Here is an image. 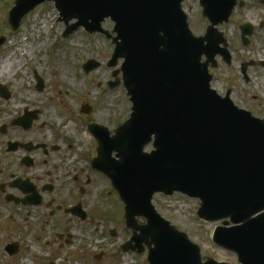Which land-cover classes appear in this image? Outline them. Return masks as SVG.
<instances>
[{
  "label": "water",
  "instance_id": "obj_1",
  "mask_svg": "<svg viewBox=\"0 0 264 264\" xmlns=\"http://www.w3.org/2000/svg\"><path fill=\"white\" fill-rule=\"evenodd\" d=\"M44 1L54 3L64 36L83 27L111 37L101 23L114 22L108 65L123 59L131 114L113 136L89 128L98 144L92 167L110 179L133 230L126 245L134 243L138 252L146 246L149 264H230L202 261L199 247L151 204L154 193L180 192L200 200V219L232 224L215 228L216 245L234 252L239 264H264V119L238 110L209 86L208 63L219 43L226 45L215 26L227 21L235 0H201L211 25L200 37L188 28L182 0H16L8 17L12 29ZM97 66L89 60L84 69ZM30 122L18 123L26 128ZM149 143L153 150L144 152Z\"/></svg>",
  "mask_w": 264,
  "mask_h": 264
},
{
  "label": "rangeland",
  "instance_id": "obj_2",
  "mask_svg": "<svg viewBox=\"0 0 264 264\" xmlns=\"http://www.w3.org/2000/svg\"><path fill=\"white\" fill-rule=\"evenodd\" d=\"M245 1V6L238 9L233 21L220 27L230 42L233 56L228 74L235 73V78H238L239 64L253 61L248 72L250 81L245 89L259 95L264 105V27H258L259 21H264V5L261 6L260 0ZM13 2L0 0V37H4L0 46V84L9 93L8 99L0 97V126L7 125V130L0 132V174L6 175L0 181L38 175L40 179H33V182L41 187L47 183L46 174L51 171L55 188L52 194H41L42 205L37 208H25L21 204L16 207L13 203L14 208L7 204L4 207L1 200L0 264H148L146 253L137 255L120 250L119 245L129 235L120 217L121 202L109 180L91 170L87 164L96 156V142L89 134V125L96 121L113 132L130 112V102L121 83L114 88L108 84L115 80L112 73L119 69L121 63L118 61L114 68L106 66L113 49L111 41L102 34L90 35L83 29L63 37L64 25L57 22L58 13L50 2L40 4L29 12L13 32L7 22ZM183 9L188 15L192 32L196 35L202 33L206 23L200 15L198 0H184ZM242 20L253 21L256 25L247 47L242 46L238 36L237 23ZM102 27L111 31L112 23L107 20ZM90 58L100 66L85 73L82 65ZM221 68L216 72L224 77L225 69ZM35 74L43 80L41 91L35 87ZM116 77L120 79L121 74ZM237 84L241 85L240 81ZM84 104L92 107L90 113H80ZM25 110H37L31 127L24 131L21 127L11 126V120ZM63 114L70 118L71 125L67 121L58 124L56 115L63 117ZM16 138L43 141L54 144L57 149L48 155L31 153L36 163L27 168L19 162L24 151H6V141ZM43 157L46 163L41 162ZM10 171L13 174L11 178ZM74 176L78 178L76 182L73 181ZM84 177L85 180L90 179L87 185L84 184L88 219L67 221L68 217L58 213L50 217L49 212L55 204L47 207L45 203L51 195L57 197L56 203L70 204L65 201L67 195L75 193L79 196L76 189L82 186ZM12 192L23 196L17 190ZM153 204L165 219L199 245L203 259L211 257L236 263L233 253L216 246L211 240L213 229L221 223L197 218V200L181 194L170 197L158 194L154 196ZM22 211L27 213L25 221ZM109 214L116 220H105ZM52 218L58 219L59 227H55ZM112 229L116 233L114 237L110 235ZM67 230L72 240L60 247L56 233ZM13 242H19L20 247L15 255L9 256L4 250ZM97 254H101L100 260L95 258ZM124 258H129L126 263Z\"/></svg>",
  "mask_w": 264,
  "mask_h": 264
},
{
  "label": "flooded vegetation",
  "instance_id": "obj_3",
  "mask_svg": "<svg viewBox=\"0 0 264 264\" xmlns=\"http://www.w3.org/2000/svg\"><path fill=\"white\" fill-rule=\"evenodd\" d=\"M237 12H238V9L233 12V15L231 16L232 21H233L234 16ZM245 22H247V20H242V21H239L237 23L239 35L241 32V27ZM259 26L264 27V21H260ZM231 65H232L231 63L226 64L221 58H218V66L215 69V71L212 72V79H211L212 88L215 91H217V93H219V95H221L223 97H227L228 99H230L239 108L250 111L256 117H260V118L264 117V105L262 104V101H261L259 95L254 94L253 92L247 91L245 89V87L248 85V83L250 81V77H249V73H248L249 72L248 66L250 64L247 62H245V63L241 62L239 64V66H238L239 77L238 78H235V73L234 74H228V73H230V71L228 69L230 68ZM221 67H224V69H225L224 72L226 74L224 75V77H221L220 74H218L216 72L217 70H221L222 69ZM238 81H240L241 85L237 84ZM19 116H21V115H19ZM19 116H16V117H19ZM10 124H11V126L19 127V126L13 124V119L11 120ZM21 128L24 131L28 130V129L27 130L24 129L23 127H21ZM6 130H7V126L5 127V131ZM26 144H28V145L25 146ZM6 146H7L6 151L8 153L14 152L17 150L24 151V155L22 157H19V162H20L21 166H24L27 168L32 167L36 163L35 158L32 156L31 153L41 152L42 155H48L50 152H54L57 149V147L54 144H50V143L47 144L46 142H43V141H36V140H31V139L25 140V139H17V138L16 139H8L6 141ZM13 147H15V148H13ZM41 162L46 163L47 160L43 157ZM87 164H90V163L87 162ZM11 173L12 172L10 171V178L13 177V174H11ZM46 175L48 176V181H47V183H45V185H43L41 187H39V185H36L35 182H33V179L34 180L40 179V177L38 175H34L33 177H30V176L28 177L27 175L17 176L14 179H10V180L7 179V180L0 181V203H1V200H3V202L6 203L8 206L10 205L14 208V206L11 205L12 202H10V203L6 202L5 196H7V194H11L18 199L24 200L25 205H27L24 207L29 208V203H32V202L36 201L37 199L35 197H32L31 192L24 193V192H21L17 187H15V181H21V179H26L35 188V193H36V195L40 201L39 206L42 205L43 198H42L41 194H43V193L44 194H46V193L52 194V191L55 188V182L51 177L52 172L48 171V173ZM86 176H87V174H86ZM5 177H6L5 174H2V173L0 174V178L4 179ZM85 177H84V179H82L83 180L82 186L79 185L78 188L76 189L79 193V196L75 195V193L73 195L72 194L67 195L65 201L70 202V204L65 205V202L61 203V201H59V203H56L55 201H57V197H55L54 195H51L50 199L45 203L47 207H51V204L52 205L55 204V207L53 209H51V211L49 212L50 217L54 213H58L62 217H68L67 221H70L73 218H74V220H75V218H78L80 221H86L88 219L87 214H89V211L85 207L86 206L85 205L86 204L85 196H86L87 189H86V186H84V184L87 185L89 183L90 179L85 180ZM15 179H17V180H15ZM77 179H78L77 176H74L73 181L76 182ZM16 190L21 192L23 196L19 197V196H17V193L14 194L12 192V191H16ZM12 199H14V198H12ZM77 204H81V206L86 211L84 219H80L75 214H69V212L67 211L69 208H71ZM37 207L38 206H36V208ZM14 210L15 209H11L12 212ZM23 214H24L23 220L25 221L27 213L23 212ZM112 217H113V215L111 214L105 220H108V219L116 220ZM120 217H121V215H120ZM120 217L118 219H120ZM52 221L56 223L55 227L56 226L59 227L60 222H58L57 218H55V219L52 218ZM56 236L59 239L60 247H62L64 243H70L72 240V235L69 232V230L58 232V233H56Z\"/></svg>",
  "mask_w": 264,
  "mask_h": 264
},
{
  "label": "bare ground",
  "instance_id": "obj_4",
  "mask_svg": "<svg viewBox=\"0 0 264 264\" xmlns=\"http://www.w3.org/2000/svg\"><path fill=\"white\" fill-rule=\"evenodd\" d=\"M50 99V98H49ZM64 115V114H63ZM66 115L65 114L63 117H60V116H57L56 115V119H57V122L59 125H61L63 122H66L68 119L66 118ZM67 123H69L68 125H71L72 124V121L69 119V121H67ZM127 258L124 259L125 262H127Z\"/></svg>",
  "mask_w": 264,
  "mask_h": 264
}]
</instances>
